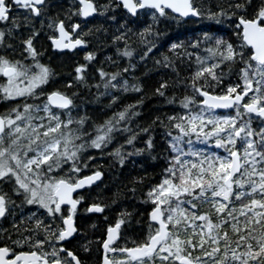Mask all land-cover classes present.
Listing matches in <instances>:
<instances>
[{
	"label": "snow or ice",
	"instance_id": "1",
	"mask_svg": "<svg viewBox=\"0 0 264 264\" xmlns=\"http://www.w3.org/2000/svg\"><path fill=\"white\" fill-rule=\"evenodd\" d=\"M143 17L177 25L210 22L195 39L171 42L173 58L163 56V66L176 71L175 57L191 60L188 47L203 52L195 55L186 83L176 71L172 85L164 80L154 90L181 111L147 126L134 124L141 96L98 122L81 112L82 90L95 88L96 102L109 98L102 112L121 94L143 92L138 78L130 83L126 75L136 68L129 37L143 45V61L164 35L152 25L135 31ZM118 19L108 41L104 24ZM92 21L98 23L89 26ZM213 26L230 35L215 34ZM41 33L60 55L84 53L61 87H48L56 74L42 62L47 48L36 46ZM89 37L97 47H116V56L129 62L121 67L108 56L116 70L107 71L104 61L97 67L96 52L87 50ZM176 85L185 94L166 97ZM0 102L7 105L0 111V218L25 205L37 208L27 217L31 227L22 217L12 225L15 238L0 236V264H87L67 245L80 234L78 219L104 216L109 207L88 194L103 182L100 166L89 170L97 159L89 150L102 158L115 144L107 155L121 167L144 153L155 160L157 124L165 129L170 155L143 194L141 202L150 208L138 215L121 210L114 222L104 216L106 227L86 240L83 252L95 244L98 264H264V0H222L213 7L195 0H68L67 7L65 0H0ZM197 144H213L216 151ZM127 191L135 197V187ZM121 195L117 189L111 203Z\"/></svg>",
	"mask_w": 264,
	"mask_h": 264
},
{
	"label": "trees",
	"instance_id": "2",
	"mask_svg": "<svg viewBox=\"0 0 264 264\" xmlns=\"http://www.w3.org/2000/svg\"><path fill=\"white\" fill-rule=\"evenodd\" d=\"M195 2L205 7H213L216 3L222 2V0H195ZM254 2H256V0H254ZM67 4L68 0H65L66 7ZM120 15L121 13L117 12L118 18ZM96 23L98 22L92 21V24L89 26H92ZM209 24V21L201 20L199 22L189 21L185 25H177L175 22L169 21L167 19H160L157 22H153L150 17H143L139 26L134 29L135 31H139L140 28H143L147 25H152L153 31L158 30L164 34L157 42L156 48H154L149 56L143 61L140 60V55L143 54V45L139 44L138 38L136 36L129 37V44L133 49H135L134 58L131 60V62L136 64V68L126 75L130 83L133 82V77L138 78L139 82L143 85V92H128L121 94L119 102L114 107L111 109L105 108L102 112L101 109L108 104L109 98L101 97L100 100L96 102L93 98L94 94L96 93L95 88L92 89L91 93H89L87 90H82L81 95L83 96V104L81 112H87V114L91 116L92 119L102 122L106 116H111L113 112L119 111L126 104L135 103V101L141 96H143V104L138 108L139 115L133 118L134 124L147 126L157 116L164 118L166 115H172L175 112L181 111L178 103L167 104L164 97H158L154 95V90L159 86V83L163 82L164 80H168L170 85H172V83L177 79L176 71L179 72V77L186 83L187 78L190 77V74L195 68V55H202L203 52L202 50L197 52V50H193L192 48L188 47L187 51L192 52L193 56L191 60H189L187 56L183 57V63L181 62L180 57H175L176 71H173L171 67L163 66V56H169L170 58H173V54L169 52L168 48V45L171 42L183 40L187 43L189 39H195L196 36L201 35L202 30H207L209 28ZM118 26L119 19L116 24H104V27L107 28L109 32V36L107 38L108 41L111 40L112 34H116V28ZM217 28H220V26H213L211 30L217 35H224L225 37L230 35V32L227 29L221 28L220 31H216ZM85 30H87V28ZM42 36L45 37L43 33ZM101 39L103 40L104 38L101 37ZM89 40L90 44L87 50L96 52L97 67L101 66V61H104V67L107 71H115V67H113L110 62L105 60V57L108 56H111L113 60H118L119 66L121 67L129 62V58H118L116 56V47H112L110 45L97 47L98 42L95 39L89 37ZM40 44L43 45L44 48H47L46 54L52 53L50 47H48V44L46 43V39L44 42L40 41ZM117 46L123 48V42H120ZM51 56V60L53 61L52 64H50V61H48L45 56L42 60V62L47 63L56 74L54 77L55 83L50 84L48 87H61L64 81L71 79L69 74L72 72L75 62H83L84 53L78 52L76 55L71 57L68 55L55 57L53 54H51ZM156 60H161L162 63L157 65L155 63ZM91 72L92 69H89L90 74ZM61 90H63V88H61ZM75 90L76 89H72V91ZM100 91L102 92L103 88H101ZM173 93H175L176 98L179 99L185 94V89L182 85L170 86L168 89H166L165 95L166 97L171 98ZM77 102L80 103L79 100ZM6 106L7 105L5 103L0 102V111H3ZM165 123H167V121H165ZM164 132L165 129L161 128L157 124L155 131L153 132L155 151L152 153V155L156 157L155 160L148 157L147 153H144L140 156L130 157L126 162V165L121 167L112 161V158L107 155V153L111 152L112 148L116 146L115 144L110 145L105 150V155L102 158H100L99 153L96 150H89V154L95 155L97 157L94 162H89V170H92V166L94 164L96 166H100V170L104 174L103 182L100 183L99 188L91 189L89 196L90 198L99 197L100 199L98 202L109 204V207L105 210V212L108 213L107 217L109 222H114L117 213H119L121 210L134 212L135 215H138L139 213L144 212L146 207L150 208L149 205L143 204L141 201L143 200L144 192L148 190L150 184L156 181L157 174L164 166H166L165 157L169 155L170 150H168ZM117 140L120 143H123L122 137H117ZM140 146L142 145L137 143V147ZM196 147H198V145H196ZM133 178H136L137 180L143 178V183L133 184ZM132 187L136 188L135 197H133L130 191H127V189ZM117 189L123 190V195L118 198L117 203L112 204V195L117 191ZM105 215L106 213H104V216ZM98 219L99 217L96 215H89V217H87L88 221H97ZM96 224L98 225V229L106 227L104 218L98 220ZM81 225L83 228H86L82 234H91V231H89L91 229V225L86 223ZM94 233H97V230L94 231Z\"/></svg>",
	"mask_w": 264,
	"mask_h": 264
},
{
	"label": "flooded vegetation",
	"instance_id": "3",
	"mask_svg": "<svg viewBox=\"0 0 264 264\" xmlns=\"http://www.w3.org/2000/svg\"><path fill=\"white\" fill-rule=\"evenodd\" d=\"M36 24L39 25V23H36ZM19 202L20 201L17 200V204H19ZM82 207H85V205H83ZM36 211H37L36 206L25 205L22 208H17L15 210V215H9L6 218H0V230H6V231H0V236H3L6 239L7 235L11 233L13 234V238H15V229L12 227V225L19 224V221L21 220L22 217L26 221L25 226L31 227L32 222L27 221V217L29 216L30 212H36ZM37 215H40V213L38 212ZM89 215H96L97 217H99L98 220H101V216L99 214H87V216H85L83 219H78L77 224L80 226V229H81L80 234L77 235L76 239L72 240V242L68 244L67 247H69L74 252H76L82 260H85L87 262V264H98L100 257H99V254L96 252V245L95 244L92 245V251L90 253L83 252L82 247H81L82 245L86 243L87 239L94 240L95 237L100 236L102 233V230L104 229V228L98 229V227L96 229H93L90 226L91 229L89 231H91L90 232L91 234L89 235L82 234L86 228L85 227L83 228L81 224L86 223V224L92 225L94 223L96 224V222L98 221V220L97 221L94 220L95 222L88 221L87 217H89ZM90 222H94V223H90ZM96 230H97V233H94V231ZM131 235H133V238H135L134 233H131Z\"/></svg>",
	"mask_w": 264,
	"mask_h": 264
},
{
	"label": "rangeland",
	"instance_id": "4",
	"mask_svg": "<svg viewBox=\"0 0 264 264\" xmlns=\"http://www.w3.org/2000/svg\"><path fill=\"white\" fill-rule=\"evenodd\" d=\"M36 23H39V22L37 21ZM39 26H40V25H37V27H39ZM45 39H46V38L43 37V36H42V33H41L40 36H39V38H38V41H41V42L43 41V42H44Z\"/></svg>",
	"mask_w": 264,
	"mask_h": 264
},
{
	"label": "bare ground",
	"instance_id": "5",
	"mask_svg": "<svg viewBox=\"0 0 264 264\" xmlns=\"http://www.w3.org/2000/svg\"><path fill=\"white\" fill-rule=\"evenodd\" d=\"M51 49V48H50ZM52 51V50H51Z\"/></svg>",
	"mask_w": 264,
	"mask_h": 264
}]
</instances>
